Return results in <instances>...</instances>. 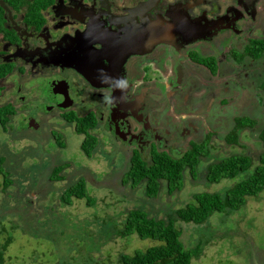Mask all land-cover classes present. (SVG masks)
<instances>
[{
  "label": "flooded vegetation",
  "instance_id": "flooded-vegetation-1",
  "mask_svg": "<svg viewBox=\"0 0 264 264\" xmlns=\"http://www.w3.org/2000/svg\"><path fill=\"white\" fill-rule=\"evenodd\" d=\"M251 13L255 25L248 22ZM215 25L214 34L208 28ZM256 25H264V0H0V130L27 141L28 149L36 134L37 142H65L54 127L61 123L67 135L83 138L81 145L87 136L95 143L90 155L80 145L86 157L100 137L119 152L113 139L132 145L123 159L136 152L145 163V150L151 159L153 150L185 153L189 138L207 136L211 145L228 131L211 123L216 104L229 90L239 92L231 84L253 83L263 71L246 72L248 65H263V57L244 54L251 41L264 40V26ZM233 32L237 39L230 37L223 51L185 44L194 38L196 45L201 34L212 39ZM232 50L244 61L230 64ZM37 78L47 81L49 100ZM215 81L224 85L220 99L212 85L204 86ZM15 117V127L7 128ZM81 124L84 132L77 131Z\"/></svg>",
  "mask_w": 264,
  "mask_h": 264
},
{
  "label": "rangeland",
  "instance_id": "rangeland-1",
  "mask_svg": "<svg viewBox=\"0 0 264 264\" xmlns=\"http://www.w3.org/2000/svg\"><path fill=\"white\" fill-rule=\"evenodd\" d=\"M252 16L251 13L248 22L255 25L256 16ZM216 23L218 24L219 21ZM237 25L244 26V23L237 22ZM263 26L256 25V28L261 29ZM208 29L215 34L218 26ZM204 35L196 37L197 41L199 39L196 45L193 44L196 42L194 38L189 39L185 44L193 45L194 49L200 51H205V47L223 51L227 47L230 49L228 39L236 38L239 34L233 32L224 35V38L216 36L212 39L205 38ZM231 53L233 56L230 64L244 61L242 53L233 50ZM253 67L264 70V64L260 67L248 65L246 72H252ZM226 80L233 82V77L226 76ZM36 82L42 86L40 95L49 100V95L45 91L48 89V84L45 83L47 81L37 78ZM240 83L252 85L244 81ZM189 84L191 86V81ZM209 85L214 87V93H218L217 99H220L224 85L220 81H215L204 86ZM237 85L234 83L230 86L239 92L236 94L234 90H229L226 101L220 103L225 111L229 110L228 117H232V120L235 114L241 111L247 97L246 91L241 90L244 86L235 88ZM218 110L217 107L215 112L218 113ZM245 115L247 114L241 116ZM203 116L205 115H200L202 119ZM259 117L261 118L262 115ZM16 118L8 123L7 128L15 127ZM54 127L57 131L66 134L62 148L58 145L57 139L52 137L37 142L38 134H36L32 138L37 144L27 149V141L24 139L12 141L9 131L0 130V145H6L5 149L10 157L21 160L19 167L14 172H10V175L4 176L0 171V244H5L10 238L4 252L5 264H118V257L121 254L132 255L137 250L144 251L157 244L149 239H140L136 235L118 234L124 226L126 213L129 210L142 206L151 216L162 218L168 211L182 208L191 202L193 194L222 191L243 177L240 175L235 180H222L205 187L198 185L196 181L193 184L186 173L180 191L166 195L165 190L161 189L158 197L147 199L144 196L143 185L132 188L129 184H121L122 176L129 166L127 156L134 150L132 145L113 139L120 149L119 152L112 144H107L106 140L102 141L99 137V144L95 147L92 156L86 157L80 150L83 139L80 135L75 137L72 132H68L67 135V129H64L61 123H55ZM226 133L221 131L216 140L217 145H210L212 152L221 158L226 155L224 147H220ZM241 136L242 147L231 146L228 151L231 154L250 153L254 161L253 168L258 163L257 153L263 150L262 142L255 128L243 131ZM189 142H193V138L184 141L183 150L188 148ZM192 144L190 143V147ZM144 152L143 156L150 162L149 152L147 150ZM53 159H55L54 163L60 161L69 164L64 166L60 173L63 177L50 183L44 168L48 169L46 166H52ZM37 161L40 164L35 170L30 166L37 165ZM82 176L87 179V195L93 203L88 205L86 199H73L69 205H60L58 198L66 186ZM5 179L13 183L4 186ZM34 180H39V186L33 185ZM25 198H29L30 207L22 210L23 202H26ZM15 209L19 210V215ZM177 227L181 231L180 238L186 248H193L197 244L202 246L201 252L190 264H264V193L247 198L245 205L233 214H214L202 225L195 226L180 222Z\"/></svg>",
  "mask_w": 264,
  "mask_h": 264
},
{
  "label": "trees",
  "instance_id": "trees-1",
  "mask_svg": "<svg viewBox=\"0 0 264 264\" xmlns=\"http://www.w3.org/2000/svg\"><path fill=\"white\" fill-rule=\"evenodd\" d=\"M250 43V46L244 47V54L253 59L264 58V40H254ZM262 63L264 64L263 60ZM251 79L254 80L253 83H250L252 85L246 84L242 88L247 93L242 113L235 115L232 120V117H228L229 110L225 111L222 108L217 113L216 120L211 121L213 125L220 124L228 130L223 138V144L220 146L224 147L225 157L221 158L212 152L209 145L210 139L205 136L206 139L193 141L185 153L180 152L177 156L153 150L150 162L145 163L136 153L129 158L128 170L124 172L121 184H129L132 188L143 185L144 196L147 199L158 197L161 189L165 190L166 195L180 191L186 173L190 176L193 184L196 181L195 183L205 187L217 184L222 180H235L240 175L243 177L223 189V192L204 191L193 194L191 202L182 208L168 211L162 218L151 216L142 206L129 210L126 213L124 226L118 231V234L121 236L136 235L140 239H149L157 244L144 251L137 250L132 255L121 254L118 257V264H190L192 259L199 255L202 246L197 244L193 248H186L180 238L181 231L177 227L178 223L202 225L214 214H233L245 205L247 198L257 197L264 193V121H262V117H264V70L256 73ZM225 101L226 99H223L221 102ZM216 106L218 107L220 104L217 103ZM3 111L1 108L0 114ZM242 114L247 115L241 116ZM83 123V125H87L86 122ZM253 128L257 131L263 150L257 153L258 163L252 168L254 161L250 153L231 154L228 150L231 146L242 147V132ZM77 131L84 132V126L82 124L81 127L78 126ZM57 142L62 148L63 142L59 140ZM94 144L87 136L82 142L81 149L86 155H90ZM213 144L217 145L216 142ZM0 154V171L4 176H8L10 172H14L19 167L21 160L18 161L16 157H10V154L3 151L2 148ZM54 161L55 159L51 162L52 166H46L48 169L44 168L47 171L46 178L50 183L53 180L61 179L63 176H60V173L64 166L69 164L68 162L60 163L57 160V163H54ZM39 164L37 161V165L30 167L36 170ZM6 171L7 173H5ZM41 176L43 175L41 174ZM38 182L39 180L32 181L34 186H39ZM11 183L13 182L5 179L3 185L8 186ZM87 193L86 181L80 177L66 186L58 201L60 205H69L73 199H86L87 204L90 205L93 200L88 197ZM25 200L22 210L30 207L29 198H25ZM15 211L18 214L19 210L15 209ZM9 241L10 238L5 244H0V264H5L4 252Z\"/></svg>",
  "mask_w": 264,
  "mask_h": 264
}]
</instances>
